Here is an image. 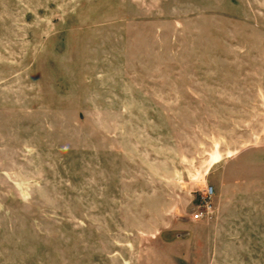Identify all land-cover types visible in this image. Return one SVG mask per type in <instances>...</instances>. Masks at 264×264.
I'll return each instance as SVG.
<instances>
[{"label":"rangeland","instance_id":"374dc122","mask_svg":"<svg viewBox=\"0 0 264 264\" xmlns=\"http://www.w3.org/2000/svg\"><path fill=\"white\" fill-rule=\"evenodd\" d=\"M0 264H264V0H0Z\"/></svg>","mask_w":264,"mask_h":264},{"label":"built area","instance_id":"2783aa9c","mask_svg":"<svg viewBox=\"0 0 264 264\" xmlns=\"http://www.w3.org/2000/svg\"><path fill=\"white\" fill-rule=\"evenodd\" d=\"M203 216H204V211H202V212H198V213L196 214L195 218H196V219H201V218H203Z\"/></svg>","mask_w":264,"mask_h":264}]
</instances>
